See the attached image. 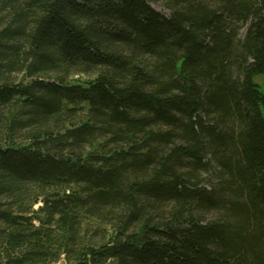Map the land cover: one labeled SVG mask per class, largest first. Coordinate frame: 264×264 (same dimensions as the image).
<instances>
[{"label":"trees","instance_id":"trees-1","mask_svg":"<svg viewBox=\"0 0 264 264\" xmlns=\"http://www.w3.org/2000/svg\"><path fill=\"white\" fill-rule=\"evenodd\" d=\"M0 264H264V0H0Z\"/></svg>","mask_w":264,"mask_h":264},{"label":"rangeland","instance_id":"rangeland-1","mask_svg":"<svg viewBox=\"0 0 264 264\" xmlns=\"http://www.w3.org/2000/svg\"><path fill=\"white\" fill-rule=\"evenodd\" d=\"M152 7L158 11L159 13H161L162 15L169 17L170 16V12L164 7L163 4L159 3V4H153ZM246 35V29H243L240 33V37L244 38ZM262 83V82H261Z\"/></svg>","mask_w":264,"mask_h":264}]
</instances>
